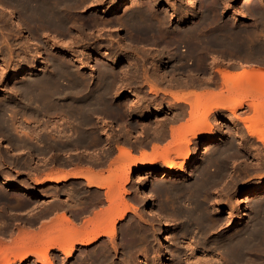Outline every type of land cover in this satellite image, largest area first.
<instances>
[{
  "label": "bare ground",
  "instance_id": "6f19581e",
  "mask_svg": "<svg viewBox=\"0 0 264 264\" xmlns=\"http://www.w3.org/2000/svg\"><path fill=\"white\" fill-rule=\"evenodd\" d=\"M2 1L3 0H0V6L1 7H5L4 5H2V3H1ZM78 1L80 2V0H78ZM101 1L102 0H96L95 2L98 3L99 6H101ZM145 1L146 0H119L116 3H114L112 5H109L108 7H106V9H104V10L103 9L102 10H98L97 12L100 13V14L101 13L102 14H105L106 16H112V15H114L115 13H117V12H119L121 10L125 14V17L123 19V22L124 23H127V25L129 24L130 26H132V28L135 29V31L140 36L145 37L146 35H148L150 33H154L156 35V33H158L157 32L158 31L157 26L158 27L160 26L156 20L159 21L160 20L159 19L160 17L158 19L156 18V20L154 18H152L154 15L150 17V15H152V14H149V12H151V9L148 10L149 12H146L145 9L142 7L143 2H145ZM154 1H161V0H154ZM256 1L257 0H242V1H240V3H242L243 6L252 7L253 4H255ZM8 2H11V4L15 3V5H17L18 9L20 10V13L22 14V16L19 15V17H18V15H16L17 19L14 20V22H13V26L16 28V30H19V31L23 32L26 29V31H27V28H26L27 26L26 27L24 26V23L26 24V22H28V24H30V23L33 24V25L30 24L29 25L30 27H33L34 26L36 28V29H34V31H32V30L30 31L29 37L28 36L24 37V41H25V43H27V45H31L30 44L31 41H34V40H31L32 36H34L38 31H41L42 30V29L41 30L38 29V28H40V27H38L39 25L44 26V27L45 26H48V29L47 30H49L52 26H53L52 30L53 29L55 30L54 27L56 26L59 29V30L56 29V30H58L57 32H59V33L61 31H63L62 33L69 32V31H66V27L68 26L67 25V23H68V21H67L68 19L67 18H69V17H66V15L64 13V10L67 9V7H71V8H68V10L69 9L72 10L73 8H75L73 6V1L72 0H9ZM74 2H75V0H74ZM134 2H137L138 5H135L134 6V4H133ZM148 2H150V0H148ZM76 3H77V0H76ZM93 3H94V1H93ZM161 3H162V1H161ZM164 3L166 4V9L168 11H177V4L174 1H172V2L171 1H165ZM78 4H80V3H78ZM140 4H142V5H140ZM186 4L189 5V6H194L193 5L194 4V1L187 0V3ZM150 5L152 6V4H150ZM154 5H155V2H154ZM77 6L79 7V5H77ZM149 8H150V6H149ZM5 10H7V9H5ZM68 10H66L67 13H68ZM8 12H10V15L13 16V12L12 11H8ZM155 14H157V13H155ZM236 15L237 14H235V16ZM155 16H159V15H155ZM13 17H15V16H13ZM162 18H164V17H162ZM165 18H168V17L166 16ZM24 19H25L26 22H24ZM168 19H163V21L168 20ZM110 20L112 21L113 18L108 19V21H110ZM181 20H184V19H181ZM102 22L104 23V21H102ZM160 22H162V21H160ZM69 23H70V19H69ZM114 23H116V22H114ZM165 23H167V22H165ZM164 24H162V25L164 26ZM96 25H97V23H96ZM117 25H119V23ZM49 26H50V28H49ZM72 26L73 25L70 24V27H72ZM128 26H127V28H128ZM193 27H195V26H193ZM193 27L192 28L189 27V29L192 30V29H194ZM41 28H43V27H41ZM118 28H120V27H118ZM176 28L178 29V27H176ZM189 29H186V31L188 30L187 32H189ZM130 30H132V29H130ZM181 30L184 31L185 29H181ZM195 30L196 29H194V31ZM1 31L5 32V28H3V26H2V30ZM161 31H162V29H161ZM174 31H173V33H174ZM130 32H128V33H130ZM187 32H186V34H187ZM0 33L2 34V32H0ZM184 33H185V31H184ZM190 33L187 34L185 37L183 36L184 42H185V40L187 41L186 42L187 45H188L187 48H189V49L191 48L190 50L188 49V52H186L187 50L185 51L187 53L185 55H181L179 53L177 54V52H175V51H174L175 53H173L172 50L170 51L171 52L170 53V52H168L170 49L168 51L165 50L168 46L166 48L163 47L165 45H163L162 47L160 45H158L161 48L157 47L156 46V39H154V41H151L150 40L151 43H149V44L146 42L148 45L147 44H144L142 42L140 43L141 46H143V48L145 47V50L146 51L147 50L149 51V52L148 51L147 52L152 56V58H151L152 59V63L154 62V60L155 61H158V62H162V65H161V68H163L162 71H161V69L158 68L157 65H156L157 67L153 66V69L151 68V71H147V69L149 67V64H150L148 62V67L146 69L147 72L145 73V78L149 81L148 82L149 83L148 84V88L150 89V91L151 92H154V93L163 92V94H165V95L167 94V95L171 96L172 97V100H174L176 102L177 101H181V102L185 101V103L188 104L190 106V108H191L189 110L190 111V114H189V118L190 119L188 118V121L186 123L180 124V126L178 125V127H177V125H176V127H171V136L170 137L172 138V140H171L172 142H170V141L167 142V144L163 145V147L161 148L160 151H157V148H154V146H153L154 152L152 154L150 153L151 155H147V154L144 153V154H140L137 157L133 156L132 153H131V151L127 147L118 148V149H120V152H121L120 155H121V158H122V161L121 162H120V160L117 161V159H115V162L116 161L119 162V165L117 163V165H118V170H117L118 173L116 172L117 173L116 174L114 172L115 174H111L110 176H107L103 180L100 179V181L95 180V178H97L96 177V174L93 173V172H91V171L89 172L88 170H87L88 172H85L86 174L85 173H82V171L81 172L80 171L79 172L76 171V172H70L68 174L64 172L63 174H60L59 176H53V175H56L58 172L60 173V171H62V169L61 170L60 169H57V168L55 169V168H52V167H49V166L48 167L47 166L42 167L41 165H39L40 166L39 168H38V166H37V168L35 167L36 170H34V173H32V174L34 176H38L39 178L36 177V178L33 179L32 189L49 188L48 186H51L52 184H54L55 185L54 188H56V186H57V189H58V192H59L58 193V196H59V194L61 193L59 185L63 181H65L68 178H79V177H81L82 179H84V180H86L88 182V185L89 186H96L98 188L107 187V186L110 187V190H109L110 192H108V195L106 197L107 198V201L109 202L108 203L109 204V207L106 210H104L103 212L99 213L96 217L94 216L95 217L94 219H92V220L90 219V221L87 222V225L84 223V225H86V226H83V227H81V225H80V227L79 226L77 227L75 225L74 221H73V218L71 219L69 216H66L64 214V215H62L60 217V219H59L60 222L57 221L58 222L57 225H55V226L52 225V226H49V227H46V228L44 227V230L41 229V231H43L44 235H46V236H44V238H43V234L40 231H39L41 233L40 235L38 233H35V234H38V235H35V234H32L33 232L25 231L24 230V231H21L20 233L18 232V234H17L18 237L16 239L14 238L15 240H14L13 245L12 246H9V245H7L5 243V241H3L4 238L2 237L3 240L0 239V250H3V251L0 252V264H13L15 261L14 262H12V261H13V259H16V258H19L20 259V262H24L25 260H27V258H29L31 256L32 257H36V258L37 257L38 258H42L43 260H41L40 262L38 261L40 264H52V262L49 261L48 256H47L49 250H51L53 248H56L59 251H61L62 253H64V255H66L65 257H70L73 254L74 250L76 249L75 248V244L78 243L77 242L78 240H80V242L78 243L80 247H86V246H88V245L96 242L101 236H106V237H108V238L111 239L110 240V243L114 244L112 239L116 237L115 224L117 223V220H122L125 217L126 213L130 210V206H131L129 203H127L124 200L123 197H121V195H122L121 192L122 191H120V187L122 186L121 185V180L123 179L122 178L123 177L122 176V170H124V167L125 166H128L129 164L131 165V163H133V162H138L137 165L138 164H141L142 162H145V163L147 162L148 164H152L154 162L156 163V161L159 162V160H160V162L164 163L166 165V167H164L160 171H153L152 172V178H154L153 180L157 179L158 182H156V183L153 182V184H150V183L149 184H145V186H147V187L151 186L153 188V192H148L143 197V200H144L145 204H148L149 210H150V213L149 214H151L152 217L153 216L155 217V220L157 222L156 224L159 227V231L160 232L158 233V236H159V239H160V247L159 246L158 247L160 249H157L156 248V246L158 245V241H157V245H155V247L153 246L154 245L153 240H155V233L149 232L150 229H151L150 228V229H148L149 231L146 230L148 232H146L145 235H142L143 238H145L144 239V242L145 243H142V244H144V246L141 248V250L139 249L140 252L138 250H136L137 243H136L135 240L136 239L137 240L141 239V237H140L141 234L139 233L140 236H137V235L135 236V234H137L136 231H138V230H135L134 228L131 227L132 225H130V226H128V229L127 228H124V229H127L126 230V235L128 237V240H126V238L123 239V240H126L127 242L124 244V246H122V247H124L123 251L120 249L122 251V252H120L122 256L118 260L115 259V257H114L115 255L114 254H113L114 256H110L109 255L111 258L105 257V255H104V257L99 256L100 255L99 254L100 252L102 254V251L99 248L100 252L99 251L98 252L96 251L99 255H96L95 256L92 253V255H94V256H89L88 258L85 259V261H84V258H83V260L82 259L81 260L79 259L80 260V263L82 262L84 264H164V263L169 262L168 264H259V262L258 263L255 262V260H257V259H255V258H254L255 260L252 259V257H249V254L251 252L256 251L259 247H262L264 249V247H263L264 246V197H263V195H264V182L259 183L257 186H254L251 189H249V191H247L248 201H249V202L247 201V203L249 204L250 209H248L249 207L246 209L247 210L246 214H243V215H241L239 217H235L233 208H228L227 209L228 211L226 213L228 214V217L225 220V223L227 224L226 227L232 224L233 225L232 226L233 229L230 228L231 230L227 231V233H224L222 235H216L214 233L215 231L213 232L212 229L215 227V224H216L217 221H215V219L209 217L210 214L208 215L206 213V211H208V210L205 209L208 206V205H206V197H207V195H206L205 191L207 190V188H209L208 185H210L211 182H215L214 180H215L216 177L215 178H212V177L209 176V172H208V169H207L208 166H204V163H205L204 160H203L202 164L199 165L196 168L197 169V171L195 170L196 173L192 170L193 173L191 175L189 174V172L186 173L185 174V178L182 181H176V182L173 181L174 183H171L172 185L170 184V186H168V187H166L167 185L165 184L166 185L165 186L164 183H165L166 180L168 181V178L171 177V176H173L174 178H180V177H182L183 176V170H182L183 165L184 164H188V163H192L193 159H192V161L191 160L189 161V155L191 154V152H190V149H189V146L188 145H190V142L193 141V139L195 140L197 138H201V137H206L207 138V137L211 136L213 126H219V127L223 126L224 128L227 127L230 130H232L233 132H235L236 126L234 124H231V123H223L222 122L223 124L221 125L218 121H216L215 124L213 123L214 125L213 124L211 125L208 122L207 117H208L209 113L211 111H213V110H218V109H223V108L225 110L226 108H228L229 113L233 115L232 117L233 118H236V120L238 119L241 122V124H243V127L245 128L248 137L242 131V134L241 135L235 134L236 136L233 137V140L232 141H229V144H227V146H225L223 144L224 145L223 146V149L220 147L221 150L218 148L219 150H217L215 152H212L213 148L216 146V143L221 140V137L219 135L212 134V136L210 138H208L206 141H204L199 146H196L195 145L196 147H194V149H193L192 152H193V156L195 157L194 160L196 162H198V159L201 156V154L203 153V151L205 152V155L206 156L208 154L210 157L211 156H214L215 157V155L217 157V156H221L223 154L222 155L223 156V176H225V174L227 172L226 171L227 170V164H226L227 158H229V157L231 158L232 155H235V154L239 153L240 150L238 148H242L244 150H247L250 147H246V144H252L254 142L253 140H256L257 142H260L264 146V69L261 68L259 65H256V64L248 65L246 62H242V65L241 66L243 68L251 67V69L246 70L247 69L246 68L245 70L243 69V71L238 72V73L237 72L236 73L235 72H230V71H222V70L221 71H218L219 74H220V76H221V80H222L221 85H224L225 84L227 86L228 94L229 93H231V94L232 93H237V95L239 94V98H232L234 96H232L231 98H228V99L225 98L226 99L225 102H227V100L230 99L227 103H225L224 100H223L224 99L223 98L224 97L223 96V93L222 94H216V93H212V91H211L210 95L208 97H205L207 93L205 95H198V94H196L197 92L195 93V92L192 91L195 94L194 96H192V95H190V94H192L190 92H188V93H186V92L184 93L183 92L182 94L180 92H178V91H180V89L182 91V88H188V89H190L189 87H193L194 85H197V83H198L196 81V77L194 78L193 75H192V74H194V73L191 72L192 69L188 68L189 67V64H188L189 62L188 61L190 60V58L194 57L195 54L197 55V53H195V52H197L196 50H197V48L199 46H202L203 44L205 45V43L207 42L208 43V46L210 45L212 47H218L219 49L222 47L223 48L222 49L223 50V57H220V58H223L224 59V58H226L225 57V55H226V56H228V59H230L229 57H233L232 55L235 56V54H240V52H243V54H245V53H247V52H249V51H251L253 49H258V51L261 50V49H264L263 48L264 47V40H262V41L261 40H256V38H255V41L254 40L251 41L250 39H249V41H246V40H243V39H238V38L236 39V37H235V39H233L232 37H230V39H228V38L227 39L226 38L223 39L224 36L222 37L221 34L219 33L220 36H221V38H218V37L216 38L215 35L214 36L212 35L215 38H213L211 36L212 38L208 39L209 38L208 37L207 38V41H205V43H204V40H203V44H201V42L199 41L200 40L199 39L200 36H199V38H197L199 40H197V39H195L194 35L192 34L193 32L191 31ZM258 33H260V32H258ZM3 34L5 35V33H3ZM131 35H127V39L130 42L134 41V38L132 39ZM164 35L165 34H163V36ZM182 35L183 34L181 33V35H180L181 38H182ZM39 36L37 34L36 37H39ZM149 36H151V34ZM163 36H162V38L164 39ZM245 36H247V35H245ZM160 37H161V34H160ZM160 37H156V38L159 39ZM225 37H227V36H225ZM3 38H4V36L3 37L1 36L0 41ZM137 38H138V35H137ZM178 38L180 39V37H178ZM6 39H8V38H6ZM6 39H5V41H6ZM32 39H34V37ZM54 39H55V37H54ZM150 39H152V38H150ZM36 40L39 41V38L36 39ZM36 40H35V42H36ZM159 41H161V40H159ZM159 41L157 42V44L159 43ZM169 41H171V39H169ZM161 43H163V42H161ZM173 43H175V42H173ZM1 44H2V42H1ZM17 44L18 43H16V45ZM35 44H37V42ZM172 44H171V46H172ZM35 46L36 45H34V47ZM132 46H134V45H132ZM174 46H176V45H174ZM210 46L208 47V49H210ZM202 47H204V46H202ZM11 48L13 50V45H12ZM135 48H134V50H135ZM129 49H130V47H129ZM131 49H132V47H131ZM151 49H152V51H151ZM153 49H155V51L157 50V53H154L153 54ZM177 49H179V48H177ZM0 50H1V48H0ZM38 50H40V49H38ZM145 50L143 49V51H145ZM24 51H25V49L23 50V52ZM27 51L28 50L26 49V52ZM132 51L133 50H131V53H132ZM198 51H200V50H198ZM218 51H220V50H218ZM13 52L15 53V51H13ZM120 52H121V50H120ZM135 52L137 53V49H136ZM139 52L141 53L142 51H139ZM252 52H254V51H252ZM260 52H262V51H260ZM28 53H26V54H28ZM140 53H137V54L139 55ZM198 53L201 54V52H198ZM75 54H72L70 52L71 58L74 61H76V63H77V61H79L80 59H78L77 58V55H75ZM98 54H100V53H98ZM112 54H111L110 57H108V56L105 57V60H107V62H108L107 63L108 66L106 67V65H107L106 64L105 65L106 68H102L101 71L100 70L98 71V72H102V74L100 76H98L99 78L97 77L98 79L94 83H92V82H90V83L89 82H84L85 79H86V77H87L86 75H85L84 81H82L83 77H81V79H79L78 78L79 76L77 75L78 76L77 77L74 74V73H76L74 71V70H76V68L72 70V68H71L72 65L69 66L70 64H67V63H69V61L68 60H67L68 62L65 61L66 59L65 60H62V59H56V58H49V59L47 58L48 61H47V63L45 62V66H46L45 69L46 70L44 69L45 71H43V73H41V74L34 73L37 70V68H36L35 64H33V63L31 64V59H29L30 56L29 57H26V55H25V57H23L22 60L21 59L18 60V63L19 64L15 68H12L11 74L8 77L9 78L8 79V83L11 84V86H10L9 89L7 88L8 91L6 92V94L4 96V99L0 101V131L3 133V135L5 136V138H7L6 140L9 141L7 143L5 142L6 143V145H5L6 148H11L12 146L14 148V145L16 146V148H19V146H20L19 144L21 142H23V141H21V142L19 141L18 142V140H20L19 137H16L17 138V141L15 140L16 138L14 139V137H13V134L15 132L19 131V126H20L19 124H15L13 122V120H12L13 119L12 116H17V114L18 115L19 114L20 115H24L25 119H26V116H29L30 118H34V120H36L38 122V124L35 123L31 127H37L43 121L45 123L44 126L46 127V129H48V128H50V125H49L50 123L53 124L54 122H56V121H54V122L48 121V120H50V116H56V117L57 116H81V117L83 116V117H85V116H96V115L102 116V114H104L105 112L107 114V112H111V111H113V112L116 113L117 112L116 110H117L118 107L115 109L114 105L111 102H109L110 99L108 97L109 96V93L111 92V89L113 88L112 87V83H113L112 82V78L114 77V80H115V76H116L115 75V72L116 71L115 72H112L111 69H110L112 67H110V66L117 65L121 61V58L119 59L118 57H116L115 54L112 56ZM121 54H123V52ZM137 54L135 56H137ZM143 54H145V52ZM206 54L208 55V53H206ZM29 55H31V53ZM146 55H147V53H146ZM212 55H215V54H212ZM246 55L252 56L253 54L250 55V52H249V54H246ZM140 56H142V55H140ZM154 56H155V59L153 58ZM239 56H237V57H239ZM132 57H134V56H132ZM197 57H198V55H197ZM202 57H201V59H198V60L201 61L202 60ZM4 58H2L1 55H0V59H3L4 60ZM138 58H140V57L138 56L137 57V60H138ZM149 58H150V56H149ZM164 58H165V60L162 61V59H164ZM203 58H205V57H203ZM7 59H8V56H7ZM140 59H139V62H140ZM194 59H195V57H194ZM194 59H193V61H191V63L194 62ZM3 60H2V62H4L6 59L4 61ZM127 60H126V62H127ZM240 60H242V59H240ZM195 61H196V59H195ZM199 61H198V63H199ZM204 61H203V63H204ZM242 61H244V60H242ZM249 61H252V60H249ZM104 62L102 63V61H101L100 63L103 64V66H104V64H105ZM139 62H137V63H139ZM206 62H208V61H206ZM79 63H80L79 65L81 66L80 68H82V69L87 68L89 71H91L92 74H93L94 71L97 70V68H96L97 66L95 67V66H93V64H92L91 67H86V65L84 63H82V60ZM194 63H197V62H194ZM25 64H27V65L25 66ZM262 64H264V63H262ZM128 65H129V63H128ZM195 65H193V66H195ZM200 65H199L198 69L201 67ZM100 66H102V65H100ZM100 66H98V67H100ZM138 66H139V64H138ZM141 66H142V64H141ZM234 66H235V64H234ZM74 67H75V65H74ZM190 67H191V65H190ZM213 67H215V66H213ZM194 68H197V67H194ZM7 69H8V64H6V62H5V64H0V77L4 76V74L7 71ZM234 69L235 68H233V70ZM202 70H201V72H202ZM204 70H206V69H204ZM73 71H74V73H73ZM120 71L121 70H119V72ZM194 71H196V70H194ZM124 72H126V70H124ZM129 72H130V70H129ZM129 72H126V73L128 74ZM142 72H141V75L144 74V72H143V74H142ZM171 72H173V73H171ZM182 72H183V74L185 72H187V73H190L191 72L192 74H190V77H189V74H188V77L186 75L184 77L181 76V78H176L178 75L175 76L176 74H174V73L182 74ZM197 72H198V70H197ZM27 74H29L28 77H22V76H25ZM122 74H125V73H121V75ZM127 74H125V76H127V78H128V75ZM82 76H84V74H82ZM133 77L135 78L134 74H133ZM90 78H91V75H90ZM92 78H96V77H92ZM122 78H120V80ZM137 79H140V77L137 78ZM212 79H214V78H212ZM125 80H124V83H125ZM130 80H131V78H130ZM134 80H136V79H134ZM209 80H211V78ZM117 81H115V82H117ZM122 81H120V82H122ZM144 81H145V79H144ZM144 81H142L141 83L143 84ZM132 82H133V80H132ZM138 82H137L136 85L139 84ZM201 82H203V81H201ZM129 83H131V82H129ZM117 84H118V82H117ZM120 84L122 85V83H120ZM133 84H135V83H133ZM133 84H130V85L132 86ZM162 84H164V86ZM215 84L218 86L217 83H215ZM172 85H175L176 87L175 86H172ZM225 85H224V87H225ZM125 86L127 87L128 85L125 84ZM161 87H163L164 89L161 88ZM198 87H200L199 84H198ZM5 88H6V86H5ZM170 89H174V90H171L170 91ZM118 90L115 91V94H114L115 95V97H114L115 100L118 99V98H125L130 103L131 102H139L140 103V101L142 99V96L144 97V95L141 96L140 95L141 93H139V92L133 91L131 93H128V95H127L124 92H122L120 90L118 91ZM143 90H144V88H143ZM144 93H145V91H144ZM14 96L17 97L18 100L15 99ZM186 97H187V99H186ZM226 97H227V95H226ZM248 97H252L257 102H252L250 104L248 102V105H247V103H245V102L247 101ZM160 98L161 97H159L158 99H160ZM0 99H1V95H0ZM144 99H142V100H144ZM250 101H252V100H250ZM115 104H116V102H115ZM133 104H135V103H133ZM244 104H246L247 106L250 107V108L249 107L248 108L250 109V112H252L253 114L248 111L250 113L249 116H243L242 117V116L236 115L237 110L241 109ZM136 105L137 106L133 105V109H132L133 111H136L138 109V107L140 106V104H139V106H138V104H136ZM130 106H131V104H130ZM144 106H145V104H144ZM132 110H130V111L132 112ZM156 110H157V112H160L162 109H161V107H157ZM115 113H112V115L115 114ZM145 113L143 112L140 116H144V115H148L149 114V112H147L146 114ZM136 114H137V112H136ZM139 114H140V112H139ZM247 115H248V113H247ZM5 116H9V117L11 116L12 118L9 119V117L6 118ZM107 116H109V115H107ZM16 119L14 118V120H16ZM59 119H60V117H59ZM77 119H79V118H77ZM85 119L83 118V120H85ZM87 119H89V118H87ZM34 120H32V121H34ZM55 120H57V119H55ZM18 122H20V121H18ZM18 122L16 120V123H18ZM83 122H85V121H83ZM87 122L88 121H86L85 124H87ZM56 124H57V122L55 123V125ZM89 124H90V122H89ZM21 125L26 126L24 123H22ZM27 126L30 127L29 124ZM59 126H61V125H59ZM89 126H88V128L90 129V127H92V125L90 127ZM56 128H58V125H57ZM82 128L85 129L86 127L83 126ZM77 129H78V127H77ZM28 130L27 129L25 130L26 133H28L27 132ZM37 130H35V132H37V134H38V132L40 130L43 131L45 129H40L39 128V130L38 131ZM225 130H227V129H225ZM125 131H127V130L125 129ZM22 132L20 134L19 133H17V134L18 135H21ZM61 132H62V130H61ZM155 132H156V129H155ZM228 132H229V130H228ZM2 133H0V135H2ZM236 133H238V132H236ZM31 134H32V132H31ZM41 134H42V132L40 133V135ZM108 134H107L106 137H109L110 134L109 135ZM28 135L25 134V136L29 139ZM160 135H162V134H160ZM34 136H36V135L34 134ZM44 136L46 138V135L45 134H44ZM56 136H59V135H56ZM81 136H84L85 137V135H81ZM36 137H38V139H39V137H41V136H36ZM36 137H32V138L33 139H36ZM90 137H93V139H94V136H90ZM110 137H111V135H110ZM22 138H24V136ZM42 138L44 139V137H41V139ZM56 138L58 139V137H56ZM67 138H69V137H67ZM129 138H128V141H129ZM226 138H227V136L223 133V142L226 141ZM24 139H21V140H24ZM28 139H27V141H29ZM41 139H40V141H41ZM76 139H78V138H76ZM31 140L32 139H30V141ZM36 140L34 141V144L31 143L33 145H31V146H30V144L28 145V146H30V148L28 147L30 149V151H29L28 154L31 153V156H33L35 154L38 155V156L44 154V148H41V146L36 143ZM51 140H52V138H51ZM24 141L26 142V140H24ZM83 141H85V140H83ZM93 141L94 140H91L90 139L89 142L92 144ZM45 142H46V140H45ZM74 142H75V140H74ZM236 142L239 145H237ZM38 143H39V141H38ZM51 143H52V141H51ZM73 143H72V145H73ZM75 143L78 144L79 143L78 140ZM97 143H98V141H97ZM225 143H227V142H225ZM23 144L24 143H22V145ZM27 144L28 143H26V145ZM41 144H43V143H41ZM79 144H82V143H79ZM84 144H86V141H85ZM171 144L174 146V149H175V150H173V153H174L175 158H182V157L185 158V161L183 162V164H180V166H178V171H176V172L174 171V167L176 166V163H175V161L170 160L172 158H169V154H170V149L169 148H170ZM54 145H57V143H55ZM67 145H68V143H67ZM24 146H25V144H24ZM237 146H239V147H237ZM75 148H76V146H75ZM21 149H23V148H21ZM26 149H27V147H26ZM57 150H59V149H57ZM213 153H214V155H213ZM259 155H258V157H260ZM262 155L263 154H261V156ZM1 156H2V154H1ZM209 156H207V157H209ZM239 157H240V154H239ZM9 159H11V158H9ZM220 159H222V158H220ZM132 160H134V161H132ZM210 160H211V158H210ZM257 160H258V164H260V160L259 159H257ZM220 161H222V160H220ZM20 162H22V161H20ZM10 163H12V162H10ZM234 163H236V162H234ZM250 163H252V162H250ZM113 164H114V162H113ZM205 165H206V163H205ZM212 166H214V165L212 164ZM219 167H221V166H219ZM2 168L3 167L1 166V163H0V173L2 172ZM5 168H7V166ZM252 168H253V166H252ZM29 169H27V170H29ZM3 170H5V169H3ZM220 170H222V169H220ZM7 171H5V172H7ZM46 171H48L49 173H52L53 175L52 176H48V177H44V178L41 176L42 178H40L39 175L40 174L41 175H44L45 174L44 172H46ZM24 172H25V170H24ZM31 172H27V174L28 173H31ZM48 172H46V174ZM3 173L0 175V185L2 187L12 188L15 192H17L19 195L25 197L27 200H30L31 201V200H35L36 199V195L33 194L31 188H29V187H23V186L15 183L14 179L13 178H10L11 177L10 175H9L10 177H8L7 175H5ZM149 173H150V171H149ZM9 174H10V172H9ZM100 176H103V175H100ZM124 176L125 177H124L123 180H125V182H128L129 179H130L129 178V172H127L126 174H124ZM172 180H174V179H172ZM88 185H86V186H88ZM77 189H79V188H77ZM67 191H68V193L72 192L69 189ZM154 191H156V194L158 193V195L159 194L166 195L168 193L172 197V199H171L172 200V205L171 206L168 203H167L168 205L164 204V202H165L164 200H163L164 202L162 204V206H163L162 208L165 211H167V213L169 211V214L171 213L172 217L176 218V221L173 224H171V225L169 224V226H172L171 229H169V230H167V229L164 228L165 227V225L163 223L164 217L159 212L158 208H156V206L158 207V204H156V206H155L154 203H151V198H155V196H156ZM213 192H215V191H213ZM223 192H225V191H223ZM86 195H87V193H86ZM227 195H228V193H227ZM71 196H72V194H71ZM73 196H74V194H73ZM259 196H262V197H259ZM76 197H78V195H76L75 198ZM165 197L166 196H164V198ZM76 199L78 200V198H76ZM83 200L85 201V199H83ZM169 200H170V198H169ZM79 201H82V200H79ZM160 201H162V200H160ZM158 202H159V200H158ZM88 205H90V204L88 203ZM205 205H206V207H205ZM54 208H56V207H54ZM48 210H51V208L48 209ZM48 210H46V212ZM81 212H79V213L81 214ZM39 215H41V214H39ZM77 215L79 216V214H77ZM83 215H85V214H83ZM47 216H49V215H47ZM36 217H38V215ZM168 217H170V216H168ZM223 218H224V216H223ZM6 221L7 220H5V222ZM55 223H56V221H55ZM138 224H136V226H138ZM1 225H4V224H1ZM4 226L6 227V225H4ZM138 228H139V226H138ZM142 228H143V225L141 226L140 231H138V232H141ZM2 229H4V227H0V238H1V235L4 233V231H2ZM151 230L154 231V229H151ZM168 232H170V233L168 234ZM54 233H56L55 236H52V234L54 235ZM141 233H143V232H141ZM5 235H6V232H5ZM2 236H4V235H2ZM120 236L123 237L122 235H120ZM124 236H125V234H124ZM40 237H42V238H40ZM135 237H137V238H135ZM138 237H140V238L138 239ZM192 237H193V239H192ZM142 239H141V241H143ZM5 240H6V238H5ZM123 240H122V243H123ZM151 240H152V243L153 244H151ZM141 241H140V243H141ZM115 243H116V241H115ZM122 243L120 242V245H123ZM9 244H10V242H9ZM63 244H65L66 246L63 247L62 246ZM142 244H140V245L142 246ZM117 247L119 248V246H117ZM117 247H116V245H114V246L111 247V250L110 249H107V248H105V249H107V252H108V250H110L111 252H117L116 251L117 250ZM138 248L139 247H137V249ZM199 248H203L204 250H201L200 251ZM255 248H257V249L255 250ZM102 249H104V247H102ZM137 251H138L139 254L137 253L138 255L137 254L135 255V253ZM259 251L260 250H258V252ZM151 252H152L153 256H152ZM197 253H199V254L202 255V257L200 256L201 259H198V261L196 259V257H197L196 254ZM84 254H86V253H84ZM150 254H151L152 257L150 256ZM138 256H142V258L145 257L144 258V261L143 260H142V262L139 261L137 259ZM200 257H198V258H200ZM256 257H257V255H256ZM258 257H260V256H258ZM11 258H12V261H11ZM261 263H263V262H261Z\"/></svg>",
  "mask_w": 264,
  "mask_h": 264
},
{
  "label": "rangeland",
  "instance_id": "374dc122",
  "mask_svg": "<svg viewBox=\"0 0 264 264\" xmlns=\"http://www.w3.org/2000/svg\"><path fill=\"white\" fill-rule=\"evenodd\" d=\"M4 1V0H3ZM1 2L2 3V5H4L5 7H1L0 6V32H2V34L3 33H5V35L3 34H1L0 35V38H1V36L3 37L4 36V38L6 39V38H8V39H6V41H5V39L3 38V39H1V41H0V44H1V42H2V44L0 45V48H1V50H0V55H1V57L2 58H4V60L3 59H0V64H5V62H6V64H8V69H7V71L5 72V74H4V76H2V77H0V95H1V99H0V101L1 100H3L4 99V96H5V94H6V92L8 91L7 90V88L9 89L10 88V86H11V84H9L8 83V77L10 76V74H11V71H12V68H15L19 63H18V60H22V58L23 57H25V55H26V57H29L30 56V58L29 59H31V64L33 63V64H35V66H36V68H37V70L34 72V73H38V74H41V73H43V71H45L46 69V66H45V62L47 63V61H48V59L49 58H56V59H62V60H65V61H69V63H67V64H70L69 66H71L72 65V70L73 69H75L76 68V70H74L76 73H74V71H73V73L79 78V79H81V77H83V79H82V81H84V79H85V75L87 76L86 77V79H85V81L84 82H92V83H94V82H96L97 81V79L99 78L98 76H100L101 74H102V72H98L99 70L101 71L102 70V68H106L107 66H108V62H107V60H105V57H110L111 56V54H112V56L115 54L116 55V57H118L119 59L121 58V61L117 64V65H114V66H110V67H112V68H110L111 69V71L112 72H115V80H114V77L112 78V87L114 88H118L120 91H122V92H124L125 94H127L128 95V93H131V92H133V91H135V92H139V93H141L140 95L142 96L143 94H142V91H143V88L144 89H146V86H148V80L145 78V73L147 72V71H151V68L153 69V66H155V67H157L158 66V68L159 69H161V71H162V69L163 68H161V65H162V62H158V61H155L154 60V62L152 63V56L145 50V47L143 48V46H141V42L142 43H144V44H149V43H151V41H154V39H156V46L157 47H159V48H161L163 45H165V46H163L164 48H166L167 46V48L165 49V50H169L168 52H170L171 50H172V52L173 53H175V52H177V54L179 53V54H181V55H185V54H187L186 52H188V49L189 48H187L188 47V45H187V41L185 40V42H184V40H183V36L185 37L187 34H189L191 31L193 32L192 34L194 35V37H195V39H197V38H199V36H200V40L199 39H197V40H199L200 42H201V44H203V40H204V43H205V41H207V38L208 39H210V38H212L214 35H215V37L217 38H221V36L223 37V39H230V37H232L233 39H235V37H236V39L238 38V29H240V25L238 24V23H230V22H226V17H227V15L228 14H232L233 12L235 13V12H237L238 13V16H242L243 14H242V12H240V11H238V6H240V4H239V2L240 1H242V0H196L197 1V6L196 5H194V6H189V5H187L186 4V1L187 0H161L162 1V3H161V1H154V0H150V2H148V0H146L145 2H143V5L142 4H140V5H142V7L145 9V11L146 12H149L148 10H150L151 9V12H149V14H152V15H150V17L151 16H153L152 18H154L155 20H156V18L158 19L159 17V21L158 20H156L157 22H158V24L160 25L159 27L157 26V28H158V33H156V35L154 34V33H150L151 34V36H149L150 34H148V35H146L145 37H143V36H140L136 31H135V29H133L132 28V26H130L129 24V26L127 25V23H124L123 22V19H124V17H125V14H124V12L123 11H119V12H117V13H115L114 15H112V16H106L105 14H100V13H98L97 11L98 10H104V9H106V7H108L109 5H112V4H114V3H116L117 1H119V0H102L101 1V6H99V4L98 3H96L95 1L96 0H80V2L77 0V3H76V0H75V2H74V0H72L73 1V6L75 7V8H73L72 10L71 9H69L68 10V8H71V7H67V9H65L64 10V13H65V15H66V17H69V18H67L68 20V23H69V19H70V23L68 24L67 23V27H66V31H69V32H65V33H62L63 31H61L60 33L59 32H57L59 29H58V27H54L55 28V30L53 29L52 30V28H53V26L50 28V26H49V30H47L48 29V26H41V25H39L38 27H40V28H38L39 30H41V31H38L35 35L37 36V34H38V36L39 37H36L35 35L34 36H32V38L34 37V39H32L31 37V40H34V41H31V45H27V43H25V41H24V37H26V36H28L29 37V35H30V31L32 30V31H34V29H36L34 26L33 27H30L29 25L30 24H32V23H30V24H28V22H26L25 21V19H24V22H26V24L24 23V26L27 28V31H26V29L23 31V32H21V31H19V30H16V28L13 26V22H14V20H16L17 19V17H16V15H18V17H19V15H21L22 16V14L20 13V10L18 9V7H17V5H15V3H13V4H11V2H8L7 0H5L4 2ZM82 1V2H81ZM93 1H94V3H93ZM153 1V2H152ZM165 1H174L176 4H177V7H178V9H177V11H168L167 9H166V4L164 3ZM193 1V0H192ZM239 1V2H238ZM154 2H155V5H154ZM72 3V2H71ZM76 5H75V4ZM78 3H80V4H78ZM145 3V4H144ZM149 3V4H148ZM134 4V6L135 5H138V3L137 2H134L133 3ZM150 4H152V6L150 5ZM77 5H79V7L77 6ZM72 6V7H73ZM149 6H150V8H149ZM10 8V9H9ZM5 9H7L8 11H12L13 12V16H15V17H13V16H11L10 15V12H8L7 10H5ZM18 9V10H17ZM147 9V10H146ZM205 9H207L208 10V13H207V15H206V17H204L203 15V10H205ZM66 10H68V13L66 12ZM153 10V11H152ZM156 12H155V11ZM158 10V11H157ZM166 11V12H165ZM153 12V13H152ZM155 13H157V14H155ZM68 14V15H67ZM170 14V15H169ZM155 15H159V16H155ZM163 15V16H162ZM9 16V17H8ZM20 16V17H21ZM120 16V17H119ZM168 17V18H165V17ZM162 17H164V18H162ZM111 18H113V20L111 21H108V19H111ZM23 19V18H22ZM120 19V20H119ZM162 19V20H161ZM163 19H168V20H165V21H163ZM181 19H184V20H181ZM181 20V21H180ZM233 21H235L236 22V20H239L238 19V17L237 18H233L232 19ZM102 21H104V23L102 22ZM108 21V22H107ZM116 22V23H114V22ZM160 21H162V22H160ZM203 23H202V22ZM165 22H167V23H165ZM79 23V24H78ZM96 23H97V25H96ZM119 23V25H117ZM164 24V26L162 25V24ZM199 23V24H198ZM5 24V25H4ZM70 24L71 25H73L72 27H70ZM94 24V25H93ZM112 24V25H111ZM116 24V25H115ZM122 24V25H121ZM157 24V25H158ZM33 25V24H32ZM31 25V26H32ZM108 25V26H107ZM115 25V26H114ZM162 25V26H161ZM199 25V26H198ZM2 26H3V28H5V32H3V31H1L2 30ZM125 26V27H124ZM127 26H128V28H127ZM193 26H195V27H193ZM41 27H43V28H41ZM69 27V28H68ZM116 27V28H115ZM118 27H120V28H118ZM176 27H178V29L176 28ZM187 27V28H186ZM189 27L190 28H194V29H196L195 31H194V29H189ZM197 27V28H196ZM241 27H245V26H241ZM46 30H45V29ZM119 30H118V29ZM165 28V29H164ZM219 28V29H218ZM225 28V29H224ZM7 29V30H6ZM29 29V30H28ZM56 29H58V30H56ZM129 29V30H128ZM130 29H132V30H130ZM161 29H162V31H161ZM181 29H185L184 31H185V33H184V31L183 30H181ZM186 29H189V32H187L186 31ZM44 30V31H43ZM51 30V31H50ZM165 32H164V31ZM167 30V31H166ZM174 31V33H173V31ZM177 30V31H176ZM216 30V31H215ZM218 30V31H217ZM223 30V31H222ZM226 30V31H225ZM14 31V32H13ZM48 31V32H47ZM131 31V32H130ZM135 31V32H134ZM40 32V33H39ZM46 32V33H45ZM56 32V33H55ZM128 32H130V33H128ZM161 32V33H160ZM164 32V33H163ZM180 34H179V33ZM186 32H187V34H186ZM258 32H260V33H258ZM27 33V34H26ZM48 33V34H47ZM58 33V34H57ZM62 33V34H61ZM179 35H177V34ZM181 33L183 34L182 35V38H181ZM196 33V34H195ZM221 34V36H220V34ZM226 33V34H225ZM245 33H249V34H247V36L248 37H250L251 35H254V34H252V33H257V39L256 40H264V30H256V31H251V34H250V32H248V31H245ZM61 34V35H60ZM109 34V35H108ZM132 34V35H131ZM160 34H161V37H160ZM163 34H165L164 36H163ZM185 34V35H184ZM191 34V33H190ZM14 35V36H13ZM127 35H131V37H132V39L134 38V41H132V42H130L128 39H127ZM137 35H138V38H137ZM198 35V36H197ZM208 35V36H207ZM213 35V36H212ZM217 35V36H216ZM7 36V37H6ZM162 36L164 37V39L162 38ZM166 36V37H165ZM174 36V37H173ZM178 38V37H180V39L178 38H176V37ZM204 36V37H203ZM212 36V37H211ZM220 36V37H219ZM225 36H227V37H225ZM11 37V38H10ZM14 37V38H13ZM27 37V38H28ZM54 37H55V39H54ZM136 37V38H135ZM156 37H160L159 39L158 38H156ZM170 37V38H169ZM172 37V38H171ZM215 37H213V38H215ZM39 38V41L41 42H39V41H37L36 39H38ZM41 38V39H40ZM43 38V39H42ZM71 38V39H70ZM141 38V39H140ZM149 38V39H148ZM150 38H152V39H150ZM168 40H167V39ZM177 40H176V39ZM231 38V39H232ZM261 38V39H260ZM145 39V40H144ZM158 39V40H157ZM163 39V40H162ZM169 39H171V41H169ZM173 39V40H172ZM182 39V40H181ZM202 39V40H201ZM238 39H240V38H238ZM4 40V41H3ZM35 40H36V42H37V44H35L36 42H35ZM69 40V41H68ZM144 40V41H143ZM151 40V41H150ZM159 40H161V41H159ZM243 40H246V41H249V39H243ZM251 41L252 40H254V39H250ZM24 41V42H23ZM136 41V42H135ZM159 41V43L157 44V42ZM167 41V42H166ZM169 41V42H168ZM175 42V43H173V42ZM255 41V40H254ZM34 42V43H33ZM39 42V43H38ZM64 42V43H63ZM66 42V43H65ZM147 42V43H146ZM161 42H163V43H161ZM174 44V45H176V46H174L172 43ZM16 43H18L17 45H16ZM33 43V44H32ZM172 44V46H171V44ZM26 44V45H25ZM99 44V45H98ZM113 44V45H112ZM147 44V45H148ZM186 44V45H185ZM200 44V45H201ZM207 44V45H206ZM5 45V46H4ZM11 45V46H10ZM12 45H13V50H12ZM34 45H36L35 47H34ZM101 45V46H100ZM127 45V46H126ZM132 45H134V46H132ZM158 45H160V46H158ZM170 45V46H169ZM27 46V47H26ZM31 46V47H30ZM141 46V47H140ZM174 46V47H173ZM180 46V47H179ZM202 46H204V47H202ZM202 46H199L198 48H197V52H195V53H197V55H198V57H197V55L195 56L194 55V57H195V59H196V61H195V59H194V57H192V58H190V60L188 61V62H191V61H193V59H194V62H197L198 63V59H201V57L203 56V57H205V58H203L202 57V60L201 61H199V63L201 64H199L201 67L198 69V67H199V65L197 64V63H194V62H192L191 64H189V67L188 68H190V69H192L191 70V72L192 73H194V74H192L191 72L190 73H187V72H185L184 74H183V72H182V74H178V73H174V74H176L175 76H177L176 78H181V76H186L187 75V77H188V74H189V77H190V74H192L193 75V77L195 78L196 77V81L199 83V81L197 80V77H203L204 79H203V81L205 82V86H206V90L205 91H202L201 93L198 91V88H196L195 90L197 91V93L196 94H198V95H205L206 93V96L205 97H208L209 95H210V93H211V91H212V93H216V94H222L223 93V100H224V102H225V98H231L232 96H234V97H232V98H239V94L237 95V93H229L228 94V91H227V86L225 85V87H224V85H221V83H222V80H221V76H220V74H219V72L218 71H230V72H241V71H243V69L245 70L246 68V70H248V69H251V67H246V68H243V67H226L225 65H223V62H221L220 61V59H223V58H220V57H223V48L221 47L220 49L218 48V47H212V46H210V49H208V43L206 42L205 43V45L203 44ZM30 47V48H29ZM129 47H130V49H129ZM131 47H132V49H131ZM136 47V48H135ZM190 47V46H189ZM202 47V48H201ZM16 48V49H15ZM25 49V51L23 52V50ZM36 48V49H35ZM74 48V49H73ZM117 48V49H116ZM134 48H135V50H134ZM141 48V49H140ZM158 48V49H159ZM172 48V49H171ZM177 48H179V49H177ZM264 48V47H263ZM26 49L28 50L27 52H26ZM35 49V50H34ZM38 49H40V50H38ZM125 49V50H124ZM136 49H137V53H140L139 51H142L139 55L135 52L136 51ZM139 49V50H138ZM143 49L145 50V51H143ZM177 49V50H176ZM191 49V48H190ZM189 49V50H190ZM202 49V50H201ZM207 49V50H206ZM7 50V51H6ZM11 50V51H10ZM39 52H38V51ZM115 52H114V51ZM120 50H121V52H120ZM124 50V51H123ZM130 50V51H129ZM131 50H133L132 51V53H131ZM187 50V51H186ZM198 50H200V51H198ZM218 50H220V51H218ZM222 50V51H221ZM9 51V52H8ZM13 51H15V53L13 52ZM30 51V52H29ZM45 51V52H44ZM82 51V52H81ZM126 51V52H125ZM151 51H152V49H151ZM150 51V52H151ZM155 49H153V54L154 53H157V50L155 51ZM166 51V52H167ZM175 51V52H174ZM179 51V52H178ZM186 51V52H185ZM208 51V52H207ZM29 52V53H28ZM70 52L72 53V54H75V55H77V58L78 59H80L79 61H77V63H76V61H74L72 58H71V56H70ZM117 52V53H116ZM123 52V54H121ZM145 52V54H143ZM198 52H201V54L200 53H198ZM203 52V53H202ZM210 52V53H209ZM2 53V54H1ZM14 53V54H13ZM26 53H28V54H26ZM31 53V55H29ZM98 53H100V54H98ZM137 54V56H135L136 54ZM146 53H147V55H146ZM171 53V52H170ZM206 53H208V55L206 54ZM131 54V55H130ZM135 54V55H134ZM201 56H200V55ZM212 54H215V55H212ZM8 56V59H7V56ZM10 55V56H9ZM15 55V56H14ZM33 55V56H32ZM43 55V56H42ZM131 57H130V56ZM140 55H142V56H140ZM150 56V58H149V56ZM205 55V56H204ZM210 55V56H209ZM220 55V56H219ZM222 55V56H221ZM14 56V57H13ZM132 56H134V57H132ZM140 57V58H138V60H137V57ZM145 56V57H144ZM200 56V57H199ZM208 56V57H207ZM12 59H11V58ZM102 57V58H101ZM124 57V58H123ZM211 57V58H210ZM214 57V58H213ZM216 57V58H215ZM15 58V59H14ZM18 58V59H17ZM48 58V59H47ZM69 58V59H68ZM104 58V59H103ZM154 59H155V56L153 57ZM220 58V59H219ZM44 59V60H43ZM95 59V60H94ZM128 59V60H127ZM135 59V60H134ZM139 59H140V62H139ZM146 59V60H145ZM150 59V60H149ZM213 59V60H212ZM217 59V60H216ZM2 60L4 61V62H2ZM13 60V61H12ZM16 62H15V61ZM73 60V61H72ZM81 60H82V63H84L85 65H86V67H91L92 66V64H93V66H97L96 68H97V70L96 71H94L93 72V74L91 73V71H89L87 68H84V69H82V68H80L81 66L79 65L80 63L79 62H81ZM126 60H127V62H126ZM165 60V58L164 59H162V61H164ZM205 60V61H204ZM10 63H9V62ZM33 61V62H32ZM67 61V62H68ZM71 61V62H70ZM102 61V63L104 62L105 64H104V66H103V64H101L100 62ZM125 61V62H124ZM203 61H204V63H203ZM206 61H211V63L208 65V66H210V67H207V62ZM22 62V61H21ZM137 62H139V63H137ZM148 62L151 64H149V67H148ZM12 63V64H11ZM16 65H15V64ZM128 63H129V65H128ZM135 63V64H134ZM142 64V66H141V64ZM203 63V64H202ZM213 63V64H212ZM248 65H252V64H256V63H254V62H246ZM14 64V65H13ZM107 64V65H106ZM132 64V65H131ZM138 64H139V66H138ZM146 64V65H145ZM153 64V65H152ZM196 64V65H195ZM205 64V65H204ZM219 64V65H218ZM27 64H25V66H26ZM29 65V64H28ZM74 65H75V67H74ZM100 65H102V66H100ZM105 65H106V67H105ZM131 65V66H130ZM145 65V66H144ZM157 65V66H156ZM190 65H191V67H190ZM193 65H195V66H193ZM256 65H258V64H256ZM98 66H100V67H98ZM129 66V67H128ZM213 66H215V67H213ZM225 66V67H224ZM234 66V65H233ZM139 67V68H138ZM143 67V68H142ZM147 67H148V69H147ZM194 67H197V68H194ZM261 68H263L264 69V66H260ZM50 68V67H49ZM129 68V69H128ZM214 68V69H213ZM233 68H235L234 70H233ZM239 70H237V69ZM241 68V69H240ZM11 69V70H10ZM39 69V70H38ZM41 69V70H40ZM43 69V70H42ZM45 69V70H44ZM115 69V70H114ZM134 69V70H133ZM142 69V70H141ZM146 69H147V71H146ZM204 69H206V70H203ZM211 69V70H210ZM119 70H121L120 72H119ZM124 70H126V72H129V70H130V72L127 74L126 72H124ZM138 70V71H137ZM194 70H196V71H194ZM197 70H198V72H197ZM201 70H202V72H201ZM39 71V72H38ZM133 71V72H132ZM136 71V72H135ZM144 72V74H143V72ZM209 71V72H208ZM91 74H90V73ZM97 72V73H96ZM141 72H142V74L144 75H141ZM100 73V74H99ZM121 73H125V74H127L128 75V78L130 77L131 78V80H130V78L128 79L127 78V76H125V74H122L121 75ZM131 73V74H130ZM162 73V72H161ZM171 73H173V72H171ZM200 73V74H199ZM207 73V74H206ZM82 74H84V76H82ZM133 74H134V76H135V78L133 77ZM137 74V75H136ZM197 74V75H196ZM28 75L29 74H27V75H25V76H22V77H28ZM90 75H91V78H90ZM96 75V76H95ZM195 75V76H194ZM201 75V76H200ZM126 78H125V77ZM180 76V77H179ZM209 76V77H208ZM92 77H96V78H92ZM98 77V78H97ZM117 77V78H116ZM119 77V78H118ZM124 79H123V78ZM140 77V79H137V78H139ZM120 78H122L121 80H120ZM136 79V80H134V79ZM211 78V80H209V79ZM212 78H214V79H212ZM216 78V79H215ZM127 81H126V80ZM143 79V80H142ZM144 79H145V81L147 82H145L144 81ZM3 80V81H2ZM91 80V81H90ZM93 80V81H92ZM118 80V81H117ZM123 80V81H122ZM124 80H125V83H124ZM132 80H133V82H132ZM141 80V81H140ZM215 80V81H214ZM219 80V81H218ZM115 81H117L118 82V84H117V82H115ZM120 81H122V82H120ZM135 81V82H134ZM139 83L138 85H136L137 84V82ZM142 81H144L143 82V84L141 83ZM211 81V82H210ZM213 81V82H212ZM7 82V83H6ZM128 82V83H127ZM129 82H131V83H129ZM217 83L218 84V86L215 84V83ZM120 83H122V85L120 84ZM124 83V84H123ZM133 83H135V84H133ZM141 83V84H140ZM197 83V84H198ZM213 83V84H212ZM117 84V85H116ZM125 84L126 85H128L127 87L125 86ZM130 84H133L132 86L130 85ZM210 84V85H209ZM215 84V85H214ZM140 85V86H139ZM163 86H164V84H162ZM161 85V86H162ZM204 85V84H203ZM5 86H6V88H5ZM9 86V87H8ZM138 86V87H137ZM143 86V87H142ZM129 87V88H128ZM133 87V88H132ZM218 87V88H217ZM223 89H222V88ZM112 88V89H113ZM111 89V92L109 93V102H111L113 105H114V107H115V109L117 108V112H116V114L119 116H121V119H120V121H119V125L117 124L116 125V128H118L119 130L118 131H115V133H119V132H122V131H124L125 130V128H127V126L126 127H124L123 126V123L124 122H126V120H127V118L128 117H132V118H137V116H140L143 112L145 113H147V112H149V114L148 115H144V116H142V119L141 120H139L138 119V122H137V124L135 125V128H134V130L136 131V132H139V134L134 138V137H132V136H129V137H127V138H129V140H136V141H139V143H138V145L140 144V141L141 140H144V139H149L150 140V143H152L153 144V146H154V148H157V151H160L161 150V148L163 147V145H165V144H167V142H172L171 140H172V138L170 137L171 136V127H176V125H177V127H178V125L180 126V124H183V123H186L187 121H188V118H189V114H190V111H189V114L188 115H186L185 113H186V105H184L183 104V102L185 103V101H183V102H181V101H174V100H172L171 99V103H168V104H164V103H158V104H155L156 102H157V99L156 100H149V99H146V97L144 96H142V99H144V100H142L141 99V101H140V103L139 102H129V101H127L125 98H118V99H114V97H115V91H117L118 89L116 88V89ZM121 88V89H120ZM125 88V89H124ZM137 90H136V89ZM161 88H163V87H161ZM168 88V87H167ZM220 88V89H219ZM129 89V90H128ZM135 89V90H134ZM141 89V90H140ZM164 89V88H163ZM166 89V88H165ZM6 90V91H5ZM118 90V91H119ZM150 90V89H149ZM171 90H174V89H170V91ZM141 91V92H140ZM220 91V92H219ZM3 92V93H2ZM151 92V91H150ZM2 93V94H1ZM154 93V92H153ZM160 92H158V93H156L157 95L159 94ZM181 93V92H180ZM188 93V92H187ZM190 93H192V94H190V95H192V96H194L195 94L193 93V92H190ZM113 94V95H112ZM170 94V93H169ZM182 94V93H181ZM227 95V97H226V95ZM3 95V96H2ZM231 95V96H230ZM149 96H151V95H149ZM237 96V97H236ZM112 99H111V98ZM171 97V96H170ZM13 98V97H12ZM14 98L15 99H17L18 100V98L17 97H15L14 96ZM13 98V99H14ZM172 98V97H171ZM186 99H187V97H186ZM230 100V99H229ZM229 100H227V102L229 101ZM250 100H252V101H250ZM143 101V102H142ZM115 102H116V104H115ZM148 104H147V103ZM174 102V103H173ZM227 102H225V103H227ZM248 102H249V104L250 103H252V102H257L255 99H253L252 97H248V99H247V101L245 102V103H247V105H248ZM133 103H135V104H133ZM173 103V104H172ZM129 104H131V106L129 105ZM136 104H138V106H139V104H140V106L138 107V111L136 110V111H133L132 109H133V105H135V106H137ZM144 104H145V106H144ZM161 104V105H160ZM117 105V106H116ZM147 105V106H146ZM171 105V106H170ZM246 104H244L243 105V107L241 108V109H239V110H237V112H236V115H238V116H249L250 115V113H252V112H250V107L249 106H247ZM120 106V107H119ZM130 106V107H129ZM154 106V107H153ZM145 107V108H144ZM157 107H161V111L160 112H157V110H156V108ZM249 107V108H248ZM142 110H141V109ZM189 108H190V106H189ZM132 110V112L130 111V110ZM191 109V108H190ZM189 109V110H190ZM249 109V110H248ZM126 110V111H125ZM140 110V111H139ZM242 110V111H241ZM250 113H249V112ZM120 112V113H119ZM130 112V113H129ZM136 112H137V114H136ZM139 112H140V114H139ZM242 112V113H241ZM245 112V113H244ZM126 113V114H125ZM145 113V114H146ZM173 113H178V114H176L175 116H172L173 115ZM238 113V114H237ZM247 113H248V115H247ZM124 114V115H123ZM129 114V115H128ZM131 114V115H130ZM182 114H184V116L182 115ZM242 114V115H241ZM253 114V113H252ZM126 115V116H125ZM178 115V116H177ZM228 116V117H227ZM233 115L232 114H230L229 113V111H228V108H226L225 110H224V108L223 109H218V110H213V111H211L210 113H209V115H208V117H207V119H208V122L212 125L213 123L215 124L216 123V121H218L221 125L223 124V123H231V124H234L235 126H236V130H235V132H233L232 130H230L229 128H227V127H223V126H221V127H219V126H213V128H212V134H216V135H219L220 137H221V140L219 141V142H217L216 143V146L213 148V150H212V152H215V151H217V150H221V148L223 149V146L225 145V146H227V144H229V141H232L233 140V137H235L236 135L235 134H237V135H241L242 134V131L245 133V135H247V133H246V130H245V128L243 127V124H241V122L237 119L236 120V118H233L232 117ZM6 118H8L9 116H5ZM13 117V122L15 123V124H19L18 126H19V131H17V132H15L14 134H13V137H14V139L16 138V137H19V139L20 140H18V142L20 141H23V142H21L18 146H19V148L21 147V148H23V149H19V148H16V146L14 145V148H13V146L11 147V148H6V143L7 142H9L8 140H6L7 138H5V136L3 135V133L0 131V133H2V135H0V163H1V166L3 167L2 168V172L0 173V175L3 173V174H5V175H7L8 177H10V178H13L14 179V181H15V183H17V184H19V185H21V186H23V187H29V188H31V190H32V192H33V194L34 195H36V199L35 200H27L25 197H23V196H21V195H19L17 192H15L12 188H6V187H2L1 185V187H0V196L2 197V198H0V209H2V207H3V205H7V207L9 208V210H11V211H18V212H24V211H28V213L27 214H30V213H32L34 210L32 209V207L34 206V203H35V207L36 208H34V209H37V210H43V209H50V208H53V207H56V208H58V210H60V211H64V212H62L61 213V215L60 216H62V215H66V216H68V214H72L73 212L74 213H79V212H85V208H83L84 206H89V208L91 209V208H93V210H94V212H96L97 210H98V208L100 207V211H102V209L103 210H106L108 207H109V204H108V201H106L105 202V199L107 200V195H108V192H110L109 190H110V187H102V188H98V187H96V186H92V187H94V189H96L97 191H99V193L98 192H88L87 190L85 191L84 190V188L83 189H74V192L76 191L77 193L76 194H74V196H73V194H72V196H71V193L68 195V198H69V200H66V201H64V202H62L61 200V198L60 197H57L58 196V189L57 188H42V189H32V186H33V179L34 178H36V177H38V176H34L32 173H34V170H36V168H37V166H38V168L40 167L39 165H41L42 167H44V166H47V162L44 160V159H41V158H35V159H33V156H31V153L30 154H28L29 153V151H30V146L31 145H33L34 144V141L37 139L38 141H39V143H38V141L36 140V143L38 144V145H44L48 140H47V134L45 133L46 132V127L44 126L45 125V123L42 121L41 122V124L39 125V126H37V127H31V126H33L35 123L36 124H38V122L36 121V120H34V118H30L29 116H26V119H25V117H24V115H18L17 114V116H12ZM11 116L9 117V119H11L12 118ZM14 118L17 120V122L18 121H20V122H18V123H16V120H14ZM28 118V119H27ZM30 119V120H29ZM190 119V118H189ZM26 120V121H25ZM32 120H34V121H32ZM29 121V122H28ZM32 121V122H31ZM28 122V123H27ZM223 122V123H222ZM22 123H24L26 126H23V125H21ZM44 123V124H43ZM240 123V124H239ZM29 124V126L31 127H28L27 125ZM162 124V125H161ZM213 124V125H214ZM241 125V126H240ZM23 126V127H22ZM44 126V127H43ZM21 127V128H20ZM28 127V128H27ZM43 127V128H42ZM145 127V128H144ZM217 127V128H216ZM28 130L27 132L28 133H26V129ZM39 128L40 129H45V130H40L41 132H42V134L44 133L45 135H46V138H45V136H44V134L42 135H40V133L38 132V134H37V132H35V130H39ZM244 128V129H243ZM35 129V130H34ZM141 129V130H140ZM155 129H156V132H155ZM225 129H227V130H225ZM239 129V130H238ZM243 129V130H242ZM37 130V131H38ZM101 130L102 131H105V132H110L109 131V129H107V127H103V128H101ZM145 130V131H144ZM147 130V131H146ZM159 130V131H158ZM164 130V131H163ZM228 130H229V132H228ZM245 130V131H244ZM23 131V132H22ZM141 131V132H140ZM162 131V132H161ZM225 131V132H224ZM22 132V136L21 135H18L17 133H21ZM25 132V133H24ZM31 132H32V134H31ZM35 132V133H34ZM164 132V133H163ZM236 132H238V133H236ZM157 133V134H156ZM223 133L227 136V138H226V141L225 142H227V143H225V142H223ZM25 134L26 135H28V137H29V139L25 136ZM34 134L36 135V136H41V137H44V139L42 138L41 139V137H39V139H38V137H36V136H34ZM160 134H162V135H160ZM212 134H211V136H212ZM106 136H107V134H105ZM132 135H136L134 132L132 133ZM222 135V136H221ZM24 136V138H22ZM36 137V139H33L32 137ZM106 136H101L100 137V141H99V144H98V146L99 147H101V151H104V152H109V150H107V149H105V147L107 146V145H113V146H116V148H117V152H116V155H115V157H114V152L112 153V152H110L109 153V159H111L110 160V162L108 163V165H106V163H104L105 165H101V169L100 170H93L92 168H82L81 170H83V172H93V173H95L96 174V177L97 178H95V180H97V181H100V179H104V178H106L107 176H110L111 174H115L116 172L118 173V165H119V162H117V161H119L120 160V162L122 161V158H121V152H120V149H118V148H121V147H127L130 151H131V153H132V155L133 156H135V157H137V156H139L140 154H147V155H151L153 152H154V148H153V146H152V150L151 149H149V147L148 146H146V147H141V148H139V150L138 149H135V148H132V149H130L129 148V142L130 141H128V140H126L125 139V136H118V135H112L111 137L109 136V137H106ZM158 136V137H157ZM163 136V137H162ZM211 136H209V137H201V138H197V139H193V141H191L190 142V145H188L189 146V149H190V152H191V154L189 155V161L191 160L192 161V159H193V161H192V163H188V164H184L183 165V168H182V170H183V176L182 177H180V178H174L173 176H171V177H169L168 178V181L166 180L165 181V183H164V185L166 186V187H168V186H170V184L171 183H174L173 181H182L184 178H185V174L186 173H188L189 172V174L191 175L193 172H192V170L195 172V170L197 171V167L199 166V165H201L202 164V162H203V160H204V162L206 163V165H205V163H204V166H208L207 167V169H208V172H209V176L210 177H212V178H215V182H211L210 183V185H208V187L209 188H207V190L205 191V193H206V195H207V197H206V205H208L207 207H206V205H205V209H207L208 211H206V213L209 215V217H211V218H213V219H215V221H217L216 222V224H215V227L212 229L213 230V232L216 234V235H222V234H224V233H227V231H229V230H231L230 228H232V224L231 225H229V226H227L226 227V223H225V220H226V218L228 217V214L226 213L228 210V208H233V211H234V215H235V217H239V216H241V215H243V214H246V212H247V208L248 209H250V206H249V204L247 203V201H248V194H247V191H249V189H251L252 187H254V186H257L259 183H261V182H264V146H263V144H261L260 142H257L256 140H253L254 142L252 143V144H246V147H250V148H248L247 150H244V149H242V148H238L240 151H239V153H237V154H235V155H232V157L230 158H227V161H226V164H227V172H226V174H225V176H223V154L221 155V156H217L216 157V155H215V157L214 156H209L207 153V156H209V157H207L206 155H205V152L203 151V153L201 154V156L199 157V159H198V162H196L195 160H194V156H193V149H194V147H196V146H199L200 144H202L204 141H206L208 138H210ZM230 136V137H229ZM4 137V138H3ZM21 137V138H20ZM56 137H58V139L60 138V136H55V138ZM247 137H248V135H247ZM105 138V140H103ZM110 138V139H109ZM163 138V139H162ZM171 138V139H170ZM21 139H24V140H26V142L24 141V140H21ZM27 139L29 140V141H27ZM30 139H32L31 141H30ZM40 139H41V141H40ZM95 139V138H94ZM109 139V140H108ZM154 139V140H153ZM3 140V141H2ZM5 140V141H4ZM16 141H17V138L15 139ZM45 140H46V142H45ZM159 140V141H158ZM43 141V142H42ZM111 141V142H110ZM6 142V143H5ZM22 143H24L25 144V146L27 147V149H26V147L24 146V144L22 145ZM26 143H28L27 145H26ZM31 143H33V144H31ZM41 143H43V144H41ZM237 143V142H236ZM30 144V146H28ZM103 144H106V146L105 147H102L103 146ZM224 144V145H223ZM261 144V145H260ZM132 145H134V144H132ZM196 145V146H195ZM237 145H239L238 143H237ZM250 145V146H249ZM25 148H24V147ZM156 146V147H155ZM256 146V147H255ZM29 147V148H28ZM221 147V148H220ZM237 147H239V146H237ZM6 148V149H5ZM42 148V147H41ZM172 148V149H171ZM219 148V149H218ZM11 149V150H10ZM170 154H169V158H172V159H170V160H173V161H175V163H176V166L174 167V171L176 172V171H178V166H180V164H183V162L185 161V158L184 157H182V158H175V156H174V153H173V150H175L174 149V146L171 144V146H170ZM15 150V151H14ZM28 150V151H27ZM138 150V151H137ZM244 150V151H243ZM250 150V151H249ZM262 150V151H261ZM223 151V150H222ZM251 152V153H250ZM151 153V154H150ZM223 153V152H222ZM1 154H2V156H1ZM239 154H240V157H239ZM260 156V157H258V155ZM261 154H263L262 156H261ZM27 155V156H26ZM120 155V156H119ZM213 155H214V153H213ZM238 155V156H237ZM29 156V157H28ZM31 156V157H30ZM38 156V155H37ZM42 157H44V154H42L41 155ZM120 158H119V157ZM235 156V157H234ZM4 157V158H3ZM207 157V158H206ZM234 157V158H233ZM3 158V159H2ZM7 158V159H6ZM9 158H11V159H9ZM27 158V159H26ZM30 158V159H29ZM206 158V159H205ZM210 158H211V160H210ZM213 158V159H212ZM220 158H222V159H220ZM255 158V159H254ZM261 158V159H260ZM18 159V160H17ZM32 159V160H31ZM39 159V160H38ZM115 159H117V161L115 162ZM202 159V160H201ZM222 160V161H220V160ZM239 159V160H238ZM257 159H259L260 160V164H258V160ZM2 160V161H1ZM4 160V161H3ZM10 162H12V163H10ZM28 160V161H27ZM14 161V162H13ZM20 161H22V162H19ZM24 161V162H23ZM132 161H134V160H132ZM207 161V162H206ZM211 163H210V162ZM214 161V162H213ZM5 164H4V163ZM18 164H16V163ZM29 164H28V163ZM113 162H114V164H113ZM222 162V163H221ZM231 162V163H230ZM234 162H236V163H234ZM248 162V163H247ZM250 162H252V163H250ZM22 163V164H21ZM25 165H24V164ZM117 163H118V165H117ZM137 163L138 162H133V163H131V165L129 164H127L128 166H125L124 167V170H122V178L124 179V174H126L127 172H129V181L128 182H125V180H121V187H120V191H122L121 193H122V195H121V197H123L124 198V200L127 202V203H129L131 206H130V210L126 213V215H125V217L122 219V220H117V223L115 224V228H116V237L115 238H113L112 240H113V243L114 244H112V243H110V238H108V237H106V236H101L96 242H94V243H92V244H90V245H88V246H86V247H80L79 246V242H80V240H78L77 242V244H75V250H74V252H73V254L70 256V257H65L66 255H64V253H62L61 251H59L58 249H56V248H53V249H51V250H49V252H48V259H49V261H51L52 262V264H79L80 263V260L82 259L83 260V258H84V261H85V259L86 258H88L89 256H96V255H99V256H102V257H104V255H105V257H108V258H111L110 256H114L115 257V259L116 260H118L122 255H121V253L120 252H122L123 251V249H124V247H122V246H124V244L127 242L126 240H128V237H127V235H126V230L128 229V226H130V225H132L131 227L132 228H134L135 230H138V231H140V228H141V226L143 225V228H142V230H141V232H143V233H141V232H138V231H136V233L137 234H135V236L137 235V236H140V234H141V239L143 238V236L142 235H145L146 234V232H148L149 230L148 229H154V231L153 230H151L150 229V231L149 232H152V233H155V240H153V243H154V247H155V245H157V241H158V245L156 246V248L157 249H160L159 247H160V239H159V236H158V233L160 232L159 231V227H158V225L156 224L157 222H156V220H155V217L153 218L152 216H151V214H149L150 213V210H149V206H148V204H145V202H144V200H143V197L148 193V192H153V188L151 187V186H149V187H147V186H145V184H153V182H158V180L157 179H155V180H153L154 178H152V172L153 171H160L161 169H163L164 167H166V165L164 164V163H162V162H160V160H159V162L158 161H156V163L154 162V163H152V164H148L147 162L145 163V162H142L141 164H138L137 165ZM179 163V164H178ZM199 163V164H198ZM255 163V164H254ZM212 164L214 165V166H212ZM217 164V165H216ZM11 167H9V166ZM15 165V166H14ZM211 165V166H210ZM260 165V166H259ZM7 166V168H5ZM13 166V167H12ZM25 166V167H24ZM27 166V167H26ZM114 166V167H113ZM189 166V167H188ZM219 166H221V167H219ZM252 166H253V168H252ZM16 168V170L17 169H20L21 171H24L25 170V172L24 173H22V172H20V174H21V176L19 177V178H17V176L14 174V173H12V170H15V168ZM23 169H22V168ZM36 167V168H35ZM48 167V166H47ZM134 167V168H133ZM218 167V168H217ZM232 167V168H231ZM31 170H30V169ZM35 168V169H34ZM113 168V169H112ZM263 168V169H262ZM3 169H5V170H3ZM9 169V170H8ZM27 169H29V170H27ZM220 169H222V170H220ZM8 170V171H7ZM19 170V171H20ZM85 170V171H84ZM88 170V171H87ZM5 171H7V172H5ZM32 171V172H31ZM149 171H150V173H149ZM213 171V172H212ZM218 171V172H217ZM9 172H10V174H9ZM27 172H31V173H28L27 174ZM46 172H48V171H46ZM46 172H44L45 174L44 175H46ZM61 172V171H60ZM111 172V173H110ZM115 172V173H114ZM49 173V172H48ZM47 173V174H48ZM116 173V174H117ZM196 173V172H195ZM219 173V174H218ZM68 174V173H67ZM86 174V173H85ZM211 174V175H210ZM213 174V175H212ZM10 175V176H9ZM44 175H39L40 176V178H42ZM99 175H103V176H100L99 177ZM222 175V176H221ZM34 176V177H33ZM42 176V177H41ZM59 176V175H58ZM29 178V180H27V181H25V182H22L23 180H20V179H24V178ZM33 177V178H32ZM39 178V177H38ZM144 178V179H143ZM182 178V179H181ZM170 179V180H169ZM172 179H174V180H172ZM153 180V181H152ZM217 180V181H216ZM124 181V182H123ZM151 181V182H150ZM22 182V183H21ZM123 182V183H122ZM167 182V183H166ZM228 182V183H227ZM235 184V185H234ZM31 185V186H30ZM52 185H54V184H52ZM172 185V184H171ZM222 185V186H221ZM228 185V186H227ZM234 185V186H233ZM55 186V185H54ZM230 186V187H229ZM226 187V188H225ZM5 188V189H4ZM104 188V189H103ZM152 188V189H151ZM224 188V189H223ZM226 189V190H225ZM56 190V191H55ZM230 190V191H229ZM56 193H55V192ZM70 191H72V190H70ZM82 191V192H81ZM213 191H215V192H213ZM221 193H220V192ZM223 191H225V192H223ZM79 192V193H78ZM143 192V193H142ZM155 192V198H151V203H154L155 204V206H156V204H158V207L156 206V208H158V210H159V212L163 215V217H164V220H163V223H164V225H165V229H167V230H169V229H171V227L172 226H169V224L171 225V224H173L175 221H176V218H174V217H172V215H171V213L169 214V211H168V213H167V211H165L162 207V204H163V202L165 201H167L166 203L164 202V204H166V205H172V197L168 194H166V195H162V194H159L158 195V193L156 194V191H154ZM210 192V193H209ZM89 194L88 196H82L83 194ZM126 193V194H125ZM227 193H228V195H227ZM76 195H78V197H76V198H78V200L75 198V196ZM83 197H81V196ZM161 195V196H160ZM205 195V196H206ZM210 195V196H209ZM71 196V197H70ZM164 196H166L165 198H164ZM168 196V197H167ZM214 197V198H213ZM259 197H262V196H259ZM263 197H264V195H263ZM73 198V199H72ZM75 198V199H74ZM89 198V199H88ZM160 198V199H159ZM164 198V199H163ZM168 198V199H167ZM169 198H170V200H169ZM247 198V199H246ZM57 199V200H56ZM83 199H85V201L83 200ZM127 199V200H126ZM51 200V202H48L47 204H46V201H50ZM78 202H77V201ZM79 200H82V201H79ZM91 200V201H90ZM158 200H159V202H158ZM160 200H162V201H160ZM164 200V201H163ZM218 200V201H217ZM35 201V202H34ZM73 201H76V204L75 205H77L76 207H70V205L69 204H74L73 203ZM170 203H169V202ZM208 201V202H207ZM225 201V202H224ZM241 201V202H240ZM84 202V203H83ZM93 202H96L95 204H93L92 205V203ZM131 202V203H130ZM161 202V203H160ZM249 202V201H248ZM88 203L90 204V205H88ZM168 203V204H167ZM227 203V204H226ZM108 205V207L107 208H105L104 207V205ZM32 209V211H29L30 210V208ZM64 208H65V210H64ZM160 208V209H159ZM163 209V210H162ZM149 210V211H148ZM87 211V210H86ZM99 211V212H100ZM239 211V212H238ZM166 213V214H165ZM167 215V216H166ZM60 216H54V217H52L51 218V220H48L47 222H44V223H42L41 224V227L40 228H38V229H33L32 227H30V228H26V227H23V228H21L20 229V231H19V233L21 232V231H30V232H33L32 234H35V233H38L39 235L42 233L43 234V238H44V236H46V235H44V233H43V231H41V229L42 230H44V227L46 228V227H49V226H55V225H57L58 224V222H60L59 221V219H60ZM151 216V217H150ZM166 216V217H165ZM168 216H170V217H168ZM223 216H224V218H223ZM71 219L73 218L74 220H75V225L78 227H80V225L79 224H77L76 223V218L75 217H71V216H69ZM148 217V218H147ZM21 218H23V217H21ZM174 218V219H173ZM218 219V220H217ZM223 219V220H222ZM0 220L2 221H0L1 223H0V227H4V229H2V231H4V233L2 234V235H4V236H2L1 235V240H3V238H4V240L3 241H5V243L7 244V245H9V246H12L13 245V243H14V240L18 237V233L15 235V237H11V236H9V238H10V240L9 239H7L6 238V240H5V231H6V228H5V226L4 225H6V223H8L7 221L5 222V220H6V218H3L2 216H0ZM153 220V221H152ZM167 220V221H166ZM220 220V221H219ZM54 223H53V222ZM55 221H56V223H55ZM58 221V222H57ZM165 221V222H164ZM148 222V223H147ZM222 222V223H221ZM140 225H139V224ZM153 223V224H152ZM218 223V224H217ZM1 224H4V225H1ZM136 224H138V226H139V228H138V226H136ZM149 224V225H148ZM220 224V225H219ZM136 227H135V226ZM146 225V226H145ZM218 225V226H217ZM145 226V227H144ZM147 227V228H146ZM124 228H127V229H124ZM130 228V227H129ZM145 231H144V230ZM233 229V228H232ZM123 230V231H122ZM146 230H148V231H146ZM41 233H40V232ZM221 232V233H220ZM140 233V234H139ZM170 232H168V234H169ZM38 234H35V235H38ZM55 234L56 233H54V235L52 234V236H55ZM124 234H125V236H124ZM139 234V235H138ZM120 235H122L123 237H121ZM42 236V235H41ZM51 236V235H50ZM51 236V237H52ZM193 236V235H192ZM3 237V238H2ZM140 237H138V239L140 238ZM157 237V238H156ZM191 237V236H190ZM15 238V239H14ZM40 238H42V237H40ZM126 238V240H123V239H125ZM135 238H137V237H135ZM141 239H139V240H135L136 241V243H137V246H136V250H138L139 251V249L141 250V248L144 246V244H142V243H145L144 242V239L145 238H143L142 240L143 241H141ZM192 239H193V237H192ZM9 240V241H8ZM122 240H123V243H122ZM115 241H116V243H115ZM140 241H141V243H140ZM188 241V240H187ZM9 242H10V244H9ZM120 242L123 244V245H120ZM12 243V244H11ZM142 244V246L140 245V244ZM152 243V240H151V244H153ZM112 244V245H111ZM118 244V245H117ZM111 245V246H110ZM114 245H116V247L117 246H119V248L117 247V252H111L110 250H111V247L112 246H114ZM136 245V244H135ZM63 247H65L66 245L65 244H63L62 245ZM126 246V245H125ZM159 246V247H158ZM102 247H104V249H102ZM137 247H139L138 249H137ZM264 247V246H263ZM98 248V249H97ZM99 248H100V250L102 251V254H101V252H100V250H99ZM105 248H107V249H110V250H108V252H107V249H105ZM122 251H121V250ZM257 248H255V250H256ZM104 250V251H103ZM119 250V251H118ZM199 250L201 251V250H204L203 248H199ZM258 250H260L259 252H258ZM3 251V250H2ZM99 251L100 253L98 254L97 252ZM138 251L135 253V255L138 253ZM161 251V250H160ZM163 251V250H162ZM104 252V253H103ZM107 252V253H106ZM140 252V251H139ZM84 253H86V254H84ZM92 253L94 254V255H92ZM120 253V254H119ZM142 253V252H141ZM81 254V255H80ZM108 254V255H107ZM114 254V255H113ZM139 254V253H138ZM137 254V255H138ZM151 254H152V252H151ZM151 254H150V256H151ZM262 254V255H261ZM87 257H86V256ZM110 255V256H109ZM120 255V256H119ZM199 255V256H198ZM256 255H257V257H256ZM152 256H153V254H152ZM196 259H197V261H198V259H201V257H202V255L201 254H199V253H197L196 254ZM201 256V257H200ZM258 256H260V257H258ZM81 257V258H80ZM117 257V258H116ZM198 257H200V258H198ZM249 257H252V259H257V260H255V262L256 263H258L259 262V264H264V249L262 248V247H259L256 251H254V252H251L250 254H249ZM145 258V257H144ZM144 258H142V256H138L137 257V259L139 260V261H141L142 262V260L144 261ZM19 258H16V259H13V261H12V258H11V261L12 262H14L13 264H40L39 262L41 261V260H43L42 258H36V257H29V258H27V260H25L24 262H20V259L18 260ZM78 261H77V260ZM80 259V260H79ZM263 259V260H262ZM259 260V261H258ZM261 260V261H260ZM39 261V262H38ZM77 263H76V262ZM79 262V263H78ZM261 262H263V263H261ZM169 262H167V263H164V264H168ZM80 264H84V263H80Z\"/></svg>",
  "mask_w": 264,
  "mask_h": 264
},
{
  "label": "flooded vegetation",
  "instance_id": "af4514ba",
  "mask_svg": "<svg viewBox=\"0 0 264 264\" xmlns=\"http://www.w3.org/2000/svg\"><path fill=\"white\" fill-rule=\"evenodd\" d=\"M193 1L195 3L194 5H196L197 1L196 0H193ZM186 3H187V1H186ZM239 4H240V6H238V11L242 12L243 15L242 16H238L237 12H235V13L233 12L232 15L228 14L227 17H226V22L238 23L240 25V29H238V31H237L238 32L237 33L238 34V38H240V39H254L255 40V38L257 37L256 36L257 33H252L254 35H251L248 38V36H245V35H247L249 33H245V31H248L251 34V31L264 30V0H257L255 2V4H253V6L251 5L252 7L243 6L242 3H240V2H239ZM177 9H178V7H177ZM207 13H208L207 9L203 10V14H204L203 16L204 17H206ZM235 14H237V15L235 16ZM237 17H238L239 20H236V22L232 20L233 18H237ZM241 26H245V27H241ZM252 51H254L257 55L254 52H252ZM257 51H258V49H253V50L249 51L250 55L253 54L252 56L246 55V54H249V52H247L245 54H243V52H240L241 55L240 54H235L236 57L234 55H232L233 57H229L230 59H228V56L225 55L226 58L220 59V61H222L223 65H225L226 67H231V66L232 67H235V66L236 67H238V66L242 67L241 66L242 62H247V61L248 62H254V63L257 62L256 64H258L259 66H264V64H262V63H264V59H263L264 58V49H261L258 52ZM260 51H262V52H260ZM237 56H239V57H237ZM240 59H242L244 61H242ZM249 60H252V61H249ZM210 63H211V61L207 62V67H209L208 65ZM189 64H191V62H189ZM234 64H235V66H233ZM202 78L203 77H197V79L199 80L198 84H199L200 87H198V84H197V85H194L193 87H189L190 89L182 88V91L180 89V91H178V92H181V93H183V92L187 93V92H192V91L193 92H197L195 90L196 88H198L199 92L205 91L206 90V86L204 84L205 82L203 81L204 78L203 79ZM200 80L203 81V82H201ZM172 86H175V85H172ZM144 91H145V93H144ZM142 93L147 99L149 98V100H156L157 99V102L155 104H158V103H164V104L171 103V99L172 98L169 95H167V94L165 95V94H163V92H160L157 95L156 93L150 92L148 86H146V89H144L142 91ZM149 95H151V96H149ZM159 97H161V98L158 99ZM183 104L186 105V113L185 114L188 115L189 114V109H190L189 105L184 103V102H183ZM111 112L115 113L113 111H111ZM111 112H107V114L105 112L104 114H102V116H100V115L99 116L98 115H96V116H85V117H83V116L82 117L81 116H57V117L56 116H50V120H48V119L47 120L50 121V122L56 121L57 124L55 125L56 122H54L53 124H51V123L49 124L50 128H48L49 130L47 129L46 132H45L47 134V136H48V138H47L48 141L46 142V144L40 145L42 148H44V155L45 156L42 157L41 155L37 156L35 154V155H33V159H35V158L45 159V161L47 162V166L55 168V169L57 168V169H60V170L61 169L62 170L63 169H66V170H69V169H82V168H92L93 170L95 169L97 171L100 170L101 169V165H105L104 163H106V165H108V163L110 162L111 159H109V153L110 152H112V153L114 152V157H115L116 152H117L116 146H113V145H107L106 146V144H103L102 147L106 146L105 149L109 150V152L101 151V147L98 146L99 141H100V137L101 136L102 137L106 136L105 134L109 133L111 136L112 135L125 136V137L126 136L127 137L128 136H132V137L135 138L139 134V132H136L134 130L135 125L137 124L138 119L139 120L142 119V116H137V118H132L133 116L132 117L131 116L128 117L126 122L123 123V126H125V127L127 126V128H125L127 131L124 130V131H122L123 133L122 132L115 133V131L119 130L118 128H116V125L117 124L119 125V121L121 119V116H118L116 113L112 115ZM176 114H178V113H173L172 116H175ZM107 115H109V116H107ZM182 115L184 116V114H182ZM59 117H60V119H59ZM86 117L89 118V119H87ZM77 118H79V119H77ZM83 118L84 119L86 118V119L83 120ZM55 119H57V120H55ZM83 121H85V122L88 121V122H87V124H85V122H83ZM89 122L92 125V127H90L91 125L89 124ZM57 125H58V128H56ZM59 125H61V126H59ZM83 126L86 127L85 129L87 131L84 128H82ZM88 126L90 127V129L88 128ZM77 127H78V129L79 128L80 129L78 130ZM103 127H107V129H109L110 132L107 133L105 131H102L101 128H103ZM61 130H62V132H61ZM133 132L136 135H132ZM56 135H59L60 138L59 139L55 138ZM81 135H85V137L81 136ZM90 136H94V138H96V139H93V137H90ZM67 137H69V138H67ZM127 137L125 138L126 140H128ZM51 138H52V140H51ZM76 138H78V139H76ZM90 139L94 140L92 142V144L89 142ZM74 140H75V142H77V140H78V142L82 143V144L78 143L79 144L78 145L77 143L74 142ZM83 140L86 141V144H84L85 141H83ZM103 140H105V138ZM51 141H52V143H51ZM70 141L72 143L74 142L73 145H72V143ZM97 141H98V143H97ZM129 141H130L129 142V148L130 149L135 148V149L139 150V148L146 147V146H148L149 149H151L152 146H153V144L150 143L149 139L141 140L139 145H138L139 141H136V140H129ZM54 142L57 143V145H54L55 144ZM66 142L68 143L69 146L67 145ZM132 144H134V145H132ZM75 146H76V148H75ZM57 149H59V150H57ZM19 170L20 169L12 170V173H14L17 176V178H19L21 176L20 172L24 173V171H21V170L19 171ZM77 179L78 178H71L70 179L71 182H69V184L70 183L71 184H77V182H75ZM79 179L80 180H84L82 178H79ZM20 180H23V182H25V181L29 180V178L26 177V178H24V179L22 178ZM67 188L69 190H72V192H70L71 194H76V192L74 193V189H77V188H79V189H83L84 188L85 191L87 190V187L84 186V185L83 186L82 185L81 186L67 185L65 188L62 187V189H60L61 193L58 196V197L62 198V200H61L62 202L66 201V200H69L68 196H66L67 193H68L67 192V190H68ZM70 193H68V194H70ZM88 195L89 194H87V195L84 194L83 196H88ZM46 203H48V201ZM95 203L96 202H93L92 204H95ZM46 210H48V209H46ZM46 210L45 209H43V210H34L32 213L27 214L28 211H25V212L16 211L15 212V211L9 210V208L7 207L6 204L3 205L2 209H0V216H2L3 218H6V220L8 222L6 224V227H5L6 228L5 238L10 239L9 236L15 237V235L23 227H26V228L32 227L33 229L40 228L42 223L47 222L48 220H50L56 214V211L53 212L51 210H48L47 211L48 213H47ZM39 214H41V215H39ZM37 215H38V217H36ZM47 215H49V216H47ZM84 216L85 215H81L80 218L81 217L83 218ZM21 217H23V218H21Z\"/></svg>",
  "mask_w": 264,
  "mask_h": 264
},
{
  "label": "crops",
  "instance_id": "0c3cea01",
  "mask_svg": "<svg viewBox=\"0 0 264 264\" xmlns=\"http://www.w3.org/2000/svg\"><path fill=\"white\" fill-rule=\"evenodd\" d=\"M76 171H82V173H85V172H83V170H81V169H69V170H66V169H63L60 173L58 172L56 175H53L52 173H49V174H46V175H44L43 176V178L44 177H48V176H58V175H60V174H63L64 172L65 173H70V172H76ZM51 174V175H50ZM99 177H100V175H99ZM79 178H81V177H79ZM77 179L75 182H77V184H69V182H71L70 181V179L71 178H68V179H66L64 182H62L60 185H59V187H60V189H62L61 187H63V188H65L67 185H71V186H73V185H76V186H81V185H84V186H86V185H88V182L86 181V180H80V179ZM49 188H54L55 186L54 185H51V186H48ZM87 187V191L88 192H98L99 193V191H97L96 189H94V187H92V186H86ZM56 188H57V186H56ZM45 189V188H44ZM47 189V188H46ZM68 192V191H67ZM66 196H68V194L66 195ZM61 198V197H60ZM62 199V198H61ZM107 200L105 199V202H106ZM47 202V201H46ZM48 202H51V200L50 201H48ZM73 203L74 204H69L70 205V207H76L77 205H75L76 204V201H73ZM109 203V202H108ZM47 204V203H46ZM35 205V204H34ZM104 207L105 208H107L108 207V205L106 204V205H104ZM34 208H36L35 206L32 208L33 210H37V209H34ZM83 208H85V212H81V214L80 213H70V214H68V216H70L71 215V217H75L77 220H76V223L77 224H79V225H81V227H83V226H86L87 225V222H89L90 221V219L92 220V219H94L99 213H101V212H103L104 210H102V211H100V207L98 208V210L96 211V212H94V210H93V208H89V206H84ZM32 209H30L29 211H32ZM53 210V212H54V210L56 211V214L54 215V216H60L61 215V213L62 212H64V211H60V210H58V208H51V211ZM64 210H65V208H64ZM87 210V211H86ZM100 211V212H99ZM85 214V216L83 217V218H80V216L81 215H83V214ZM74 214V215H73ZM77 214H79V216L77 215ZM53 216V217H54ZM77 216V217H76ZM95 216V217H94ZM61 217V216H60ZM93 217V218H92ZM51 220V219H50ZM84 220V221H83ZM73 221L75 222V220L73 219ZM83 223V224H82ZM84 223L86 224V225H84ZM0 252H2V250H0Z\"/></svg>",
  "mask_w": 264,
  "mask_h": 264
}]
</instances>
